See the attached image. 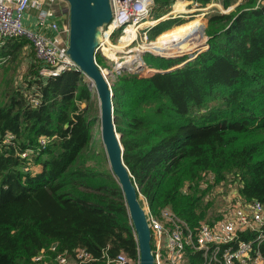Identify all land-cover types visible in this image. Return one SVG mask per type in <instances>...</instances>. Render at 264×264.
<instances>
[{"label": "trees", "instance_id": "1", "mask_svg": "<svg viewBox=\"0 0 264 264\" xmlns=\"http://www.w3.org/2000/svg\"><path fill=\"white\" fill-rule=\"evenodd\" d=\"M177 1H193V9L220 3L227 12L207 15L208 48L194 59L145 60L160 71L149 76L123 67L112 85L114 117L139 198L153 214L171 208L196 227L214 210L203 206L211 175L238 180V195L264 205V0H154L153 20ZM183 23L162 21L148 39ZM97 62L107 64L99 52ZM41 66L37 59L30 71L32 93L9 87L0 98V138H15L0 147V264H36L41 251L52 264L79 248L94 255L91 264L120 253L138 264L124 194L95 141V88L77 71L43 78ZM191 259L202 264L199 254Z\"/></svg>", "mask_w": 264, "mask_h": 264}, {"label": "built area", "instance_id": "2", "mask_svg": "<svg viewBox=\"0 0 264 264\" xmlns=\"http://www.w3.org/2000/svg\"><path fill=\"white\" fill-rule=\"evenodd\" d=\"M241 1V0H239ZM55 0H0V41L10 39L27 40L34 48L36 57L41 63L39 75L43 78H57L67 71L80 72L78 65L68 55V45L57 39H50L24 25V16L29 9L38 10L37 22L40 27L49 26L55 32L68 34L69 27L58 21L51 22V5ZM152 3V4H151ZM113 19L103 31L104 42L100 49L113 39L118 31L124 30L128 35L129 28L139 29L156 24L151 21L154 0H111ZM187 13L188 6H186ZM196 8V10H209ZM177 12L176 14H182ZM169 13L170 16L176 15ZM167 19H171L170 16ZM143 34L148 40V33H137L136 41ZM204 46V45H203ZM38 106L39 98L31 99ZM11 134L0 138V147L13 144ZM42 139L40 146H45ZM30 152L22 153L27 159ZM147 221L151 231V245L154 264H192V255L199 254L202 264H264V206L258 201H246L245 205H236L224 209L221 218L213 223L192 227L179 217L171 208H164L153 214L149 204L145 203ZM45 254V252H44ZM34 258L36 264H48L45 255ZM94 255L83 248L74 254L60 253L56 264H91ZM130 261L124 253L114 258H107L108 264H128ZM140 262V254H139ZM138 262V264H139Z\"/></svg>", "mask_w": 264, "mask_h": 264}, {"label": "water", "instance_id": "3", "mask_svg": "<svg viewBox=\"0 0 264 264\" xmlns=\"http://www.w3.org/2000/svg\"><path fill=\"white\" fill-rule=\"evenodd\" d=\"M63 2L67 6L66 23L69 27L68 55L95 88L99 100L101 140L110 169L124 194L129 217L135 229L139 245V264H154L151 231L145 207L140 201L138 187L123 159L121 135L118 134L115 125L113 91L97 62V53L104 42L103 31L113 19L111 0H63ZM53 246L56 247L57 244Z\"/></svg>", "mask_w": 264, "mask_h": 264}, {"label": "rangeland", "instance_id": "4", "mask_svg": "<svg viewBox=\"0 0 264 264\" xmlns=\"http://www.w3.org/2000/svg\"><path fill=\"white\" fill-rule=\"evenodd\" d=\"M59 1H61V0H55V2L52 4V6L54 7V9H53L54 11L58 10ZM241 1H243V0H241ZM241 1L238 0V2H241ZM175 4L172 7V12L182 13V11H184V10L187 11L186 6L189 3H188V1H177L176 7L173 10ZM213 5L207 11L206 10H204V11L203 10H196V9L190 8L188 6L189 11L187 13L176 14L173 16H170L168 13L167 15H169L171 19H181L184 21V23L182 25H178L176 27H173L172 29L168 30L169 32L165 31L163 34L158 36L155 39V41H150L149 39L145 40L142 37L143 34H141L136 41L131 43L133 41V39L136 38L137 33H149V31L153 27L158 25L160 22L166 21L168 18L167 15H165V17L161 18L160 21H156V24L149 27V28H147V27L146 28L141 27L139 29L133 28V30L136 33H134L135 37L133 36V38L131 40L127 39L128 35H123L122 38H121V35H117V37L115 38L116 40L114 39V37H115L114 36L113 39L110 41V43L105 42L106 44L103 46V48H101L99 50V53L105 59L107 64L104 66H100V67L105 72V75L107 76V80L109 82L110 87L112 88V85H113L114 81L116 80L117 76L122 73V71L125 69L126 66H128L127 69L130 71H131V69H133L134 71H139V76H149V75L156 73L157 70L151 66L145 65V63H146L145 60L147 62H151V63L156 62V57H163V58H180V57L185 58V57H189L192 60L197 56V55L195 56L196 53L207 49L208 45L205 44L206 40H207V37L205 36V30H206V26H207L205 24H206V21L208 19L207 15L208 14L212 15V14L216 13L217 11H220L222 13L227 12L226 10L223 9V7L220 3H215ZM153 16L154 15L152 14V16L150 17L152 22H154ZM66 18H67V11H66ZM199 19L201 20V25H198L199 27L197 26L196 29L198 28L197 33H201V38L199 39L200 41L190 42L191 40H194L193 35H190V36L187 35L188 37H185L186 39H183L179 42L180 44H179L178 48H175L173 50L166 49L163 52H156V50L154 49L152 44L155 42L161 41V39L164 37L165 34H167V32L172 33L173 31H176V30L186 26L187 24L194 22L195 20H199ZM174 28L176 30H174ZM129 30H130V28L128 29V32H127L128 34H129ZM117 33H125V32H124V30H120ZM131 34H133V33H131ZM64 37L66 38V41H67L68 35H64ZM194 37H195V35H194ZM123 40H124V42H126L125 45L124 44L121 45V42ZM188 42H189V44H187ZM205 46H207V47L205 48ZM132 56H137V58L133 59ZM127 59L132 60V61L128 62L126 64L125 63L124 64L119 63V61H123V60H127ZM183 64H185V63H183ZM123 67H124V69H122ZM19 75L21 77V80H19V78H18V80L24 81L25 77H26V69L24 68L23 70H21L17 76H19ZM2 79H4V83H5L6 78L2 77ZM1 91L4 92V88H2ZM32 91L33 90L31 87L25 88L26 93H32ZM113 98H114V95H113ZM94 104L96 107L98 106V108H99V100H98V102L94 101ZM100 130H101V128H100V109H99V127L94 130V136H97V137H95L96 142L98 141L99 138H101L100 137ZM97 145L99 146L100 149H102V148L104 149L102 140H101V142L99 140V142H97ZM104 167H106V162L104 163ZM208 178H210L208 180L209 182L207 181ZM234 180H235L234 182L230 181V180L229 181L223 180L220 183L219 182L215 183L216 180H214L212 175L206 178V182H208L206 186L208 187L210 185V188H209L208 194L203 198V201H204L203 206H205L209 202H211V206L213 205L214 210H212L211 208L207 209V216L203 221L200 222V225H203L204 223L213 224V223L217 222L221 218L224 209H227L228 207L246 204V200H245L244 196L238 195V188H239L238 183H239V181L236 179H234ZM140 201L142 202V205L144 207H146L145 206L146 202L149 204L148 200L145 197H143L142 195H140ZM218 216H220V217L217 218ZM55 248L56 247H54V246L52 247V249H55ZM51 263L56 264L55 260H54V262H51ZM184 264H189V262L186 261Z\"/></svg>", "mask_w": 264, "mask_h": 264}, {"label": "crops", "instance_id": "5", "mask_svg": "<svg viewBox=\"0 0 264 264\" xmlns=\"http://www.w3.org/2000/svg\"><path fill=\"white\" fill-rule=\"evenodd\" d=\"M193 1H188V5H192ZM215 4V3H213ZM212 4V5H213ZM59 8L57 11H54V7L51 5V22L52 21H58L59 24H61V28L63 29V25H67L66 23V11L67 6L63 1H59L58 3ZM211 5V6H212ZM214 6V5H213ZM216 6V5H215ZM38 10L31 8L28 10V12L24 16V25L35 31L38 32L50 39H57L60 43H64L68 45V40L66 41V38L64 35H66V32L59 33L55 32L51 29V27H40L37 22V16H38ZM207 14V13H206ZM68 35V34H67ZM24 40L22 39H10L6 40L4 42L0 41V98L3 95V91H1L2 88L5 89L9 88H20L24 90V88L31 87L32 90L35 89L36 85L29 84V75L32 67L37 62V57L35 50L31 44H25ZM26 69V77L24 81L21 80L20 75L17 76L21 70ZM40 69V68H39ZM5 83H4V79ZM19 78V80H18ZM19 81V82H18ZM29 84V85H28ZM25 91V90H24ZM1 100V99H0ZM10 134V133H8ZM6 134V135H8ZM12 135V134H11ZM33 169L36 172L41 171V167H33ZM44 254V251H41L37 256ZM45 255V254H44ZM36 256V257H37ZM46 257V255H45Z\"/></svg>", "mask_w": 264, "mask_h": 264}, {"label": "bare ground", "instance_id": "6", "mask_svg": "<svg viewBox=\"0 0 264 264\" xmlns=\"http://www.w3.org/2000/svg\"><path fill=\"white\" fill-rule=\"evenodd\" d=\"M185 11L186 10H184L182 12H185ZM172 14H176V13L175 12H172ZM198 25H201V20L200 19L199 20H195L194 22H191V23L187 24L186 26H184V27H182V28H180V29H178L176 31H173L172 33L165 34L164 37L161 39V41H158V42L153 43L152 46L154 47V49L156 50V52H163L166 49L173 50V49L179 47V44H180L179 42L181 40H183V39H186L185 37H188L187 35H189V36L190 35H193V39L194 40H191L190 42H192V41L193 42L194 41H200L199 39L201 38V33H197L198 32V28L196 29V27ZM131 33H133V34H131ZM134 33H136V32L133 30V28H130L129 34L127 36V39L128 40H131L133 38V36H134ZM194 35H195V37H194ZM125 43L126 42H124V40H123L121 42V45H123V44L125 45ZM187 44H189V42ZM132 57H133V59L137 58V56H132ZM131 61L132 60H128L127 59V60L119 61V63H122V64L125 63L126 64V63L131 62ZM104 74H105V72H104Z\"/></svg>", "mask_w": 264, "mask_h": 264}, {"label": "clouds", "instance_id": "7", "mask_svg": "<svg viewBox=\"0 0 264 264\" xmlns=\"http://www.w3.org/2000/svg\"><path fill=\"white\" fill-rule=\"evenodd\" d=\"M205 44H207V40H206V43Z\"/></svg>", "mask_w": 264, "mask_h": 264}]
</instances>
